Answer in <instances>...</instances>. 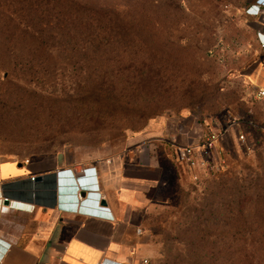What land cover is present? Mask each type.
<instances>
[{
	"label": "rangeland",
	"instance_id": "rangeland-1",
	"mask_svg": "<svg viewBox=\"0 0 264 264\" xmlns=\"http://www.w3.org/2000/svg\"><path fill=\"white\" fill-rule=\"evenodd\" d=\"M89 1L120 12L135 28L143 24L153 47L143 62L134 63L144 65L147 81L133 94L120 80L108 89L111 96L129 99V109L119 116L101 109L98 70L81 68L79 57L66 61L54 52L45 61L46 71L0 74V160L24 164L48 159L57 168L78 170L125 161L135 148L128 146L129 137L150 123L172 119L193 125L194 138L219 134V150L212 148L206 155L207 170L219 169L220 160L223 172L199 187L170 149L159 143L150 147L159 156L154 161L160 176L136 214L144 233L141 264H187L190 248L181 242L191 234L200 211L204 219L215 217L204 207L212 200L209 191L234 179L245 186L264 169V99L255 98L252 77L264 53L257 37L264 0ZM161 106H166L162 113L140 129L135 109L150 115ZM216 194L219 205L213 211L224 220L228 213L221 205L230 198L223 188ZM252 231L264 232L244 230ZM229 232L205 229L211 237Z\"/></svg>",
	"mask_w": 264,
	"mask_h": 264
},
{
	"label": "crops",
	"instance_id": "crops-1",
	"mask_svg": "<svg viewBox=\"0 0 264 264\" xmlns=\"http://www.w3.org/2000/svg\"><path fill=\"white\" fill-rule=\"evenodd\" d=\"M261 26L258 33L264 34ZM252 77L257 88L264 85V53ZM193 127L173 119L150 123L129 137L128 146L135 148L125 161L80 170L57 168L48 159L0 160V264H141L144 233L136 214L160 176L154 161L159 156L150 147L167 144L172 133L181 144L191 142ZM39 175L44 183H28Z\"/></svg>",
	"mask_w": 264,
	"mask_h": 264
},
{
	"label": "trees",
	"instance_id": "trees-1",
	"mask_svg": "<svg viewBox=\"0 0 264 264\" xmlns=\"http://www.w3.org/2000/svg\"><path fill=\"white\" fill-rule=\"evenodd\" d=\"M92 4L89 0H0V74L46 71L49 67L45 61L54 52L66 61L79 57L81 68L98 70V86L101 87L98 104L104 113L120 116L127 112L129 99L122 95L111 96L108 89L120 80L130 94L135 93L148 78L144 65L134 62L145 60L144 56L153 46L147 43L148 32L142 27V21L141 27L135 28L124 20L125 15L113 8ZM24 20L35 21L36 25ZM165 108L161 106L150 115L135 109L141 123L139 128ZM126 130L124 127L121 131ZM222 172L221 167L190 182L199 187L215 180ZM217 188H223L230 198L221 205L228 213L224 220L217 210L213 211L219 205L214 200ZM208 197L212 200L204 207L210 212L209 216L215 217L204 219V212L200 211L191 234L181 242L190 248L186 249L189 250L186 263L264 264V232H244L264 230V169L245 186L235 179L214 186ZM221 227L230 232L212 237L205 233L206 228ZM207 245L211 246L209 250H206ZM217 245L223 247L217 249Z\"/></svg>",
	"mask_w": 264,
	"mask_h": 264
},
{
	"label": "built area",
	"instance_id": "built-area-1",
	"mask_svg": "<svg viewBox=\"0 0 264 264\" xmlns=\"http://www.w3.org/2000/svg\"><path fill=\"white\" fill-rule=\"evenodd\" d=\"M256 8H258L256 6ZM258 43L264 46V34L257 33ZM254 96L257 100L264 99V85L262 87L256 88L254 91ZM180 126V125H179ZM219 139L220 135L217 133H201L199 137L193 139V141L186 144H181L178 139V133H172L167 136V144L176 161L183 165L186 170L187 176L191 181L195 182L201 177H205L212 172H217L220 170L223 161L218 160L219 169H215L212 172H208V159L206 157L208 150L214 148L219 150ZM243 140V137H239ZM202 153V155H201ZM32 180V178L30 179ZM80 198V195H78ZM7 199H4L6 201ZM31 208L34 206L31 205Z\"/></svg>",
	"mask_w": 264,
	"mask_h": 264
},
{
	"label": "water",
	"instance_id": "water-1",
	"mask_svg": "<svg viewBox=\"0 0 264 264\" xmlns=\"http://www.w3.org/2000/svg\"><path fill=\"white\" fill-rule=\"evenodd\" d=\"M54 180H51L50 182H53ZM25 183V182H24ZM28 183L33 185L34 187L41 185L42 183H44V177L43 176H35L32 177V180H28ZM4 205H8V201H4ZM101 205H104L103 202H101Z\"/></svg>",
	"mask_w": 264,
	"mask_h": 264
},
{
	"label": "bare ground",
	"instance_id": "bare-ground-1",
	"mask_svg": "<svg viewBox=\"0 0 264 264\" xmlns=\"http://www.w3.org/2000/svg\"><path fill=\"white\" fill-rule=\"evenodd\" d=\"M12 205H14V203H12Z\"/></svg>",
	"mask_w": 264,
	"mask_h": 264
}]
</instances>
